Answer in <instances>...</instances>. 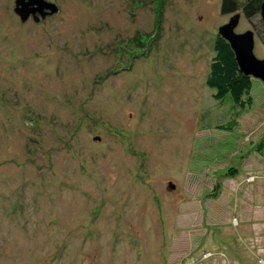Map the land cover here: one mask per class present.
Masks as SVG:
<instances>
[{"label":"rangeland","instance_id":"rangeland-1","mask_svg":"<svg viewBox=\"0 0 264 264\" xmlns=\"http://www.w3.org/2000/svg\"><path fill=\"white\" fill-rule=\"evenodd\" d=\"M13 1L0 0V264H264V82L237 127L217 126L230 102L204 78L220 0H47L57 12L37 23Z\"/></svg>","mask_w":264,"mask_h":264},{"label":"trees","instance_id":"trees-1","mask_svg":"<svg viewBox=\"0 0 264 264\" xmlns=\"http://www.w3.org/2000/svg\"><path fill=\"white\" fill-rule=\"evenodd\" d=\"M262 0H220L219 13L221 15H233L239 13L248 20L258 17L256 29L253 33L259 37L264 48L263 24L259 17V5ZM213 56L208 65V71L204 78V85L211 91V97L217 103L224 98L230 102L228 120L219 123L217 126L227 130L237 127V119L246 112L252 105L250 94L252 78L245 76L238 69L234 54L228 43L217 34L212 43ZM258 80V79H257ZM97 138V137H96ZM221 147L224 146V142ZM209 145V142L205 143ZM262 149V142L257 146V152Z\"/></svg>","mask_w":264,"mask_h":264},{"label":"water","instance_id":"water-1","mask_svg":"<svg viewBox=\"0 0 264 264\" xmlns=\"http://www.w3.org/2000/svg\"><path fill=\"white\" fill-rule=\"evenodd\" d=\"M12 11L21 22L30 17L37 23L39 19L57 12V6L47 0H14ZM259 17L264 32V0L259 5ZM239 20V13L229 16L227 21L217 27L216 34L230 46L238 69L245 76L264 82V59L257 58L253 53L254 33L251 29L236 33L234 31ZM168 186L173 188V184Z\"/></svg>","mask_w":264,"mask_h":264}]
</instances>
